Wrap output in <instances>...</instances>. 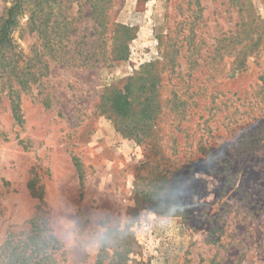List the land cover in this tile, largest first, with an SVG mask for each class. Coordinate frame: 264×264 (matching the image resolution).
<instances>
[{
	"label": "rangeland",
	"instance_id": "obj_1",
	"mask_svg": "<svg viewBox=\"0 0 264 264\" xmlns=\"http://www.w3.org/2000/svg\"><path fill=\"white\" fill-rule=\"evenodd\" d=\"M247 1L257 33L220 58L218 39L247 18L232 0H115L128 58L50 61L17 87L22 122L0 71V246L38 230L59 240V264H264V0ZM63 3L76 40H97L85 0ZM15 40L31 70L45 64L36 34ZM149 62L148 136L122 130L104 95Z\"/></svg>",
	"mask_w": 264,
	"mask_h": 264
},
{
	"label": "trees",
	"instance_id": "obj_2",
	"mask_svg": "<svg viewBox=\"0 0 264 264\" xmlns=\"http://www.w3.org/2000/svg\"><path fill=\"white\" fill-rule=\"evenodd\" d=\"M85 2L89 6V16L96 26L95 34L98 36L97 40L90 44L85 41V37L76 40V20L70 12L71 7L64 5L63 0L7 1L0 15V71L9 86L10 107L16 121L22 122L20 90L28 89L37 82L43 70L48 69L47 64L50 61L70 65V60L73 65H76L77 61L105 65L110 60L128 58V42L134 36L133 29L115 19V0ZM232 4L239 7L240 16L245 13L247 18L242 17L239 27L230 30L229 36L218 39L217 45L220 47L216 57H223L221 48L226 49L225 53L232 55L240 45L257 33L258 17L252 9V4L247 0H232ZM21 28L36 34L41 55L48 56L45 64L35 70H31L28 61L26 64L21 60V52L15 40V33ZM259 39L260 36L257 40ZM226 41L228 43L224 44ZM69 54L77 58L68 59ZM140 69L137 75L128 77L123 88L110 95H104V100L107 104L110 103V108L121 118L122 130H145L149 136L152 122L159 110L156 102L159 74L155 71L153 62L141 65ZM260 80L264 84V73ZM28 239L22 244L13 234L8 235L0 246V264H59L54 253L60 246L54 234L37 230L28 236ZM101 253L104 257L108 256L105 250ZM115 258L117 256L114 254L113 259ZM110 264L115 263L112 261Z\"/></svg>",
	"mask_w": 264,
	"mask_h": 264
}]
</instances>
